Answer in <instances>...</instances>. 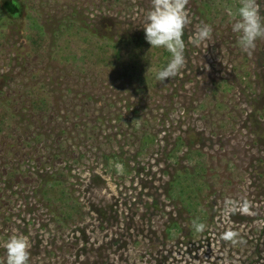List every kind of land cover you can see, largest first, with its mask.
<instances>
[{"label":"rangeland","instance_id":"rangeland-1","mask_svg":"<svg viewBox=\"0 0 264 264\" xmlns=\"http://www.w3.org/2000/svg\"><path fill=\"white\" fill-rule=\"evenodd\" d=\"M187 7L185 66L159 82L165 65L127 49L150 0H0V264L12 235L29 238V264H264V39L251 54L239 46V0ZM202 22L212 38L194 46ZM35 28L44 40L32 46ZM96 40L117 44L115 64L96 45L86 53ZM201 165L197 232L168 183ZM61 169L80 204L65 220L39 178ZM229 230L237 243L221 238Z\"/></svg>","mask_w":264,"mask_h":264},{"label":"clouds","instance_id":"clouds-1","mask_svg":"<svg viewBox=\"0 0 264 264\" xmlns=\"http://www.w3.org/2000/svg\"><path fill=\"white\" fill-rule=\"evenodd\" d=\"M151 8L144 19V38L151 48H163L171 54L170 61L156 72L155 78L165 82L174 78L185 66L184 29L191 23L188 10L189 0H150ZM233 33L239 34V46L251 54L258 39H264V17L261 15L257 0H239V7L232 13ZM212 27L206 23L197 26L191 43L194 46L211 40ZM248 205L243 206L247 210ZM192 226L197 232H203L204 223L193 220ZM238 233L226 231L222 234L224 241L237 243ZM6 264H29L31 243L27 236L12 235L5 242Z\"/></svg>","mask_w":264,"mask_h":264},{"label":"trees","instance_id":"trees-1","mask_svg":"<svg viewBox=\"0 0 264 264\" xmlns=\"http://www.w3.org/2000/svg\"><path fill=\"white\" fill-rule=\"evenodd\" d=\"M3 8L13 16L19 14L20 12V4L16 1L6 2ZM0 19H3L1 10ZM38 31H40V29L37 28L31 31L29 41L32 46L38 45L42 39L44 40L43 34L40 33L41 31ZM134 41L135 42H131L130 46H127V49L132 50V48H139L140 53H144V50L148 51L147 59L150 60L147 61V64H153L155 62L159 65L162 62V65L166 66V64L170 61L171 54L163 48H151L150 44L146 42L144 35H139V37ZM95 45L97 50L99 51V54L96 56L97 61L100 58V62L113 65L119 59V51L114 47L116 46L118 48L117 44L108 46L104 43H100L98 40H96L95 42L90 41L87 44L86 53L90 54L92 52V48L95 47ZM100 52L102 55L100 54ZM128 65L134 69L137 66H141L144 69L146 64L144 63L136 66L135 61H129ZM33 104L34 109L38 111L42 110L43 108V110L46 111L47 106L49 105L48 102L41 103L40 99L38 98L34 99ZM7 118L8 114L6 113V110L0 105V133L6 129L8 120ZM189 155H191V152H187V154H185L186 157H189ZM203 170L204 168L202 165L201 167L197 166L192 170L185 168L183 172L184 175L178 176V178L174 177L168 183V199L175 196H177L178 198L185 196V198L181 200V203H183V208L188 214L194 215L198 223L203 218L202 214H200L202 212L197 210L196 208V206L199 205L198 194L202 190V184L200 181L203 179ZM62 171L63 170L61 169V172L59 171L57 173L59 177H62L61 180L55 179V176L52 177V181L45 180L46 178L43 179L42 176H39V178L42 179L41 182L43 183L41 187V195L43 196V201L49 207H53V205H55V207L59 209L62 217H64L65 220L67 218L71 219L72 214L80 211V204L78 203V200L76 201V199H74L73 192L69 188L70 186H67V175L63 174ZM49 181L51 182V184H48ZM172 227H177V224L174 223V221H172L169 227H167L168 231H170Z\"/></svg>","mask_w":264,"mask_h":264}]
</instances>
